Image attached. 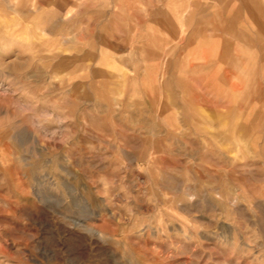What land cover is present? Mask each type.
Masks as SVG:
<instances>
[{
    "label": "rangeland",
    "instance_id": "374dc122",
    "mask_svg": "<svg viewBox=\"0 0 264 264\" xmlns=\"http://www.w3.org/2000/svg\"><path fill=\"white\" fill-rule=\"evenodd\" d=\"M180 5L228 63L251 61L253 112L232 101L221 122L174 93L166 125L119 88L118 70L139 92L145 69L173 62ZM241 5L0 0V264H264V18ZM82 183L91 209L67 204Z\"/></svg>",
    "mask_w": 264,
    "mask_h": 264
},
{
    "label": "crops",
    "instance_id": "0c3cea01",
    "mask_svg": "<svg viewBox=\"0 0 264 264\" xmlns=\"http://www.w3.org/2000/svg\"><path fill=\"white\" fill-rule=\"evenodd\" d=\"M220 2H242V5L237 8L241 14L242 11L249 10L246 5V7L243 5V2H259V0H220ZM228 5L225 3L223 7ZM183 7L184 5L177 8L171 6L172 10L169 11L171 24L169 21L165 22L167 26L174 27V23H176L183 28L175 36L176 43L171 49L173 52H177V55L171 58L173 62L165 69L162 68L161 71L152 65L145 69L143 72L144 77L141 80V91L139 92L137 88L134 89L135 86H132L130 79L118 70L116 75L123 79V83L118 84L119 88H121L124 95L139 96L140 94L142 98L138 101L143 102L150 109L149 112L152 116L161 117L165 124L167 122L166 125L169 124L167 120L174 114L168 103V97H172L174 93H176V96L173 100H176L174 105L177 109H180L179 105L183 101L192 111L202 110L208 112L210 118L221 122L230 118L232 101L241 102L243 107L245 106L248 111L253 112L256 108L253 104L256 106L260 104L259 101H256V98L261 87L259 89L260 84L258 85L257 82V73L252 66L250 67L251 61L247 60L246 62L240 59L237 62L238 66H236V62L232 65L230 60V63H228L226 55L221 50L222 43L220 40L201 41V39H198L201 30H199L200 27L193 16L187 18L188 21L186 22L179 17ZM183 11L185 12V10ZM249 13L252 20L264 18V12L257 5L252 6ZM218 21L222 32H231L232 26H225L224 16H218ZM215 30H218L216 26H212V31ZM118 31L121 33V29H118ZM158 38L156 34L150 36L151 42L154 43L159 42ZM130 54L132 55V52ZM141 54L151 55L149 52H141ZM235 54L237 57L240 56L238 55L239 52ZM101 58L100 64L114 71L109 57L102 56ZM163 60H166L165 56H163ZM207 94L216 95L219 98L217 102H220L208 100ZM177 96L178 98L181 97L182 100L177 99ZM261 107H264V105H261ZM238 109H241V106Z\"/></svg>",
    "mask_w": 264,
    "mask_h": 264
},
{
    "label": "clouds",
    "instance_id": "9594fccd",
    "mask_svg": "<svg viewBox=\"0 0 264 264\" xmlns=\"http://www.w3.org/2000/svg\"><path fill=\"white\" fill-rule=\"evenodd\" d=\"M64 171L67 172L68 178L70 180L76 179V177L72 174L70 169L66 168V169H64ZM65 187L67 188L68 193H69V199H68V203H67L69 206L71 205V202L79 201V202H83L84 204H86L91 209V205H89L87 199L83 195L80 194L81 190H87V186L85 184L82 183L80 186V189H77L72 184H66ZM95 203L97 204V206L99 205V201H95ZM79 223L80 224H86L87 220L80 221ZM75 224H76L75 222L69 221V223H65V227L69 228V229H76L74 227ZM72 259L75 260V257H73ZM70 264H71V262H70Z\"/></svg>",
    "mask_w": 264,
    "mask_h": 264
},
{
    "label": "bare ground",
    "instance_id": "6f19581e",
    "mask_svg": "<svg viewBox=\"0 0 264 264\" xmlns=\"http://www.w3.org/2000/svg\"><path fill=\"white\" fill-rule=\"evenodd\" d=\"M35 7V6H34ZM117 74V73H116ZM122 76V75H121ZM160 88V87H159ZM145 92V91H144ZM200 93V92H199ZM198 94V93H197ZM201 98V97H200ZM160 99V98H159ZM220 102V101H219ZM160 104V103H159ZM155 106V105H154ZM155 110V109H154ZM165 115V114H164ZM166 116V115H165ZM157 118H161V117H158L157 116ZM162 119V118H161ZM163 120V119H162ZM166 122V121H165ZM166 124H167V122H166ZM149 174V173H148ZM105 217V216H104Z\"/></svg>",
    "mask_w": 264,
    "mask_h": 264
}]
</instances>
